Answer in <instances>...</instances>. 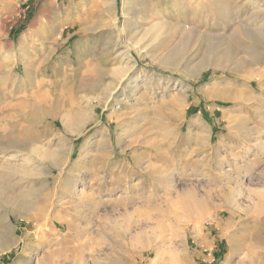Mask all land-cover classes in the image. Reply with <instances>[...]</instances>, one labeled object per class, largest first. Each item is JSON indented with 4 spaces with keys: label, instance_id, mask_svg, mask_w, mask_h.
<instances>
[{
    "label": "rangeland",
    "instance_id": "obj_1",
    "mask_svg": "<svg viewBox=\"0 0 264 264\" xmlns=\"http://www.w3.org/2000/svg\"><path fill=\"white\" fill-rule=\"evenodd\" d=\"M212 1L0 0V264H264V0Z\"/></svg>",
    "mask_w": 264,
    "mask_h": 264
},
{
    "label": "bare ground",
    "instance_id": "obj_2",
    "mask_svg": "<svg viewBox=\"0 0 264 264\" xmlns=\"http://www.w3.org/2000/svg\"><path fill=\"white\" fill-rule=\"evenodd\" d=\"M133 2V1H132ZM131 2V3H132ZM211 3H213V1L211 0ZM126 4V3H125ZM129 4V3H128ZM105 7V6H104ZM114 3H112V2H109V4H108V6L106 7V11L108 12V11H113L114 10ZM131 7V6H130ZM132 8V7H131ZM134 8H136V7H134ZM264 8V7H263ZM132 11V10H131ZM113 13V12H112ZM138 14V13H137ZM257 14V13H256ZM113 18V17H112ZM111 18V19H112ZM126 26H128V23H125L122 27H121V31L120 32H123L125 29H126ZM240 28V27H239ZM238 28V29H239ZM258 30L260 31L261 29H263V26L261 25V27L260 26H258ZM261 28V29H260ZM258 30H256V32L258 31ZM241 32H243V33H245V34H248L249 32H250V29L247 27V26H241V30H240ZM250 34V33H249ZM260 34V33H259ZM261 36L262 37H264V32H262L261 31ZM260 36V37H261ZM182 38V37H181ZM186 39H187V37H186ZM188 40V39H187ZM213 40V39H212ZM186 42V41H185ZM188 42V41H187ZM183 44V43H182ZM262 44H264V43H262ZM181 47V46H180ZM183 47V46H182ZM214 53V52H213ZM27 54V53H26ZM219 56V55H218ZM217 55H215V54H211V55H209V56H207V59H206V62L205 63H203L202 65H200V71H202L203 69H207V67L209 66V65H213L214 67H216V66H220L222 63L221 62H225L226 60H227V58L226 57H228L227 56V54L226 55H222V56H219L218 57ZM211 58V59H210ZM208 60V61H207ZM120 68V67H119ZM196 70V69H195ZM191 71V70H190ZM194 71V69L192 70V72H190L189 74H191V73H194L193 72ZM199 71V70H198ZM116 74H120V69H117L116 68V70L114 71ZM123 74V73H122ZM187 74V73H186ZM191 77V76H190ZM8 78V77H7ZM149 78V77H148ZM122 81V80H121ZM126 84H125V87H129L130 85L128 84V82H125ZM114 85V84H113ZM112 85V86H113ZM138 84H135V87L137 86ZM107 86V85H106ZM111 86V87H112ZM112 90H113V88H112ZM205 92H207L208 93V91H206L205 90ZM204 92V93H205ZM114 92H112V94H113ZM207 95V94H206ZM209 97V96H208ZM211 97V96H210ZM222 97V96H221ZM121 99V98H120ZM226 99L228 100V101H232L231 100V98H228V97H226ZM65 121V120H64ZM21 146V145H20ZM35 174V173H34ZM3 190V189H2ZM1 192V191H0ZM10 193V192H9ZM14 195V194H13Z\"/></svg>",
    "mask_w": 264,
    "mask_h": 264
},
{
    "label": "crops",
    "instance_id": "obj_3",
    "mask_svg": "<svg viewBox=\"0 0 264 264\" xmlns=\"http://www.w3.org/2000/svg\"><path fill=\"white\" fill-rule=\"evenodd\" d=\"M70 38H71V35L68 36V37H65V38L62 40V45H64V44H65ZM214 110H219V108H218V107H213L212 110H211V112H209L208 115L213 116V118H211V119L213 120V124H212V126L215 127V126L218 124V120H217V118L214 116V115L216 114Z\"/></svg>",
    "mask_w": 264,
    "mask_h": 264
}]
</instances>
